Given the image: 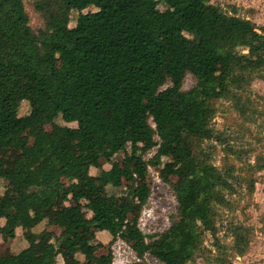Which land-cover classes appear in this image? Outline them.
<instances>
[{"label":"trees","instance_id":"1","mask_svg":"<svg viewBox=\"0 0 264 264\" xmlns=\"http://www.w3.org/2000/svg\"><path fill=\"white\" fill-rule=\"evenodd\" d=\"M77 2L33 0L43 24L34 29L26 0H0V153L20 154L12 171L0 161V182L36 217L39 209L44 212L31 229L16 233L25 221L8 218L7 191L0 194V219L11 225L9 234L0 228V237L16 244L13 253L9 247L10 264H113L120 239L138 258L148 254L162 264H191L206 234L221 253L226 249L218 238V210L229 204L235 181L254 192L264 156L239 166L243 151L228 147L221 165L214 163L212 141L223 145L213 126L216 104L236 100L245 114L251 103L247 96L243 102L245 92L257 74L264 80V28L236 7L222 19L223 9L212 0ZM73 11L79 15L71 28ZM188 75L196 84L185 91ZM23 104L29 111L21 115ZM58 119L76 124L64 131L77 139V150L70 152L44 130ZM121 153L124 158L115 161ZM101 158L115 170L109 176L97 164L92 177L93 163ZM131 161L138 165L135 172ZM150 167L165 182L170 176L184 180L170 183L177 219L154 236L139 227L150 189L124 184L126 178L146 181ZM238 171L246 173L245 181ZM93 179L99 191L87 184ZM85 187L90 195L76 197L74 207L83 216L81 228L92 234L84 239L64 230L56 236L52 212ZM248 231L238 226L233 232L240 256L248 245L242 233Z\"/></svg>","mask_w":264,"mask_h":264},{"label":"rangeland","instance_id":"2","mask_svg":"<svg viewBox=\"0 0 264 264\" xmlns=\"http://www.w3.org/2000/svg\"><path fill=\"white\" fill-rule=\"evenodd\" d=\"M101 1V0H95ZM75 5L78 4L77 0H73ZM214 5L223 9V17L225 19L232 13V8L236 7L238 14L241 17L249 18L257 24L258 27L264 28V0H212ZM160 10L169 12L164 5H161ZM26 10L30 15L31 24L34 29L42 28L43 24L33 8V0H26ZM95 11V8L91 9ZM90 11V10H89ZM79 13L73 11L71 13L70 27L76 25ZM228 47L227 49H231ZM264 75V73H262ZM260 74L255 76L254 81L251 83L247 92L244 94L243 102L247 103L245 98L251 97V103H247L244 109L245 114H241L236 108V100L223 99L217 102V114L213 120L214 129L223 137V145L216 142L212 143L217 146L214 153V163L221 165V160L228 155V147L237 150H242V157L238 165H244L247 162L255 163L258 155L264 156V80L260 78ZM196 84L195 79L188 75L185 79L183 90L188 91ZM247 96V97H246ZM29 109L27 104H23L20 114L28 113ZM70 127L74 130L76 124H67L64 120L58 119L53 126H47L44 130L48 133L56 134L63 142L65 147L70 151L77 150V139L70 133L64 131L65 128ZM131 150L130 147L128 149ZM77 152V151H76ZM156 150L150 152L145 159L154 156ZM18 152L4 151L0 153V161L3 166L12 171L19 159ZM236 158V156H232ZM124 158V154L117 155L114 160L119 161ZM166 161V159H165ZM97 164L102 169L108 172L111 176L115 167L110 165L106 159H100L93 163L91 170L92 177L98 174ZM138 165L135 161L130 162L132 172H135ZM148 178L144 182L135 180L134 178H126L124 184L127 187H134L137 184L144 183L151 191V197L144 208L139 222L141 232L147 236L159 235L166 231L177 219L178 203L175 197V191L171 186V182L176 185L183 183V178L170 176L169 182H165L159 175L155 168H149ZM240 178L246 180V173L237 172ZM255 189L250 193L247 184L235 181L234 194L228 195L229 204L226 207H221L218 210L217 227L218 238L220 245L225 246L226 250L219 253L214 247V239L211 235L206 234L205 242L197 254L195 261L191 264H264V171L258 172L254 176ZM7 182H0V194L7 191L4 199V208L8 210L9 219H15L23 223L22 228H18L16 233L23 234L34 226V220L43 216V211L38 210V216H35L34 211L28 209L24 200L13 201L10 189H8ZM93 191L98 189L94 183V179L87 183ZM69 189V184L65 185ZM100 189H98L99 191ZM110 191L111 188H109ZM118 194L121 190L116 191ZM90 193L88 189L81 188L74 191L71 196L61 202V204L52 212L54 217L51 229L56 236L61 235L64 230L75 231L79 238L87 239L92 230H84L81 228L83 216L77 208L74 207L76 197H86ZM109 211L117 214L110 204H106ZM37 214V213H36ZM8 219V220H9ZM7 218L0 219V228L5 233L9 234L11 225L6 221ZM238 226H244L250 229L248 233L242 234L247 236L248 245L245 246V254L240 256L236 253L235 246L236 238L233 236L234 229ZM14 239L8 237L6 239L0 237V264H10V245L12 253L15 249ZM16 251V250H15ZM114 260L113 264H162L154 257L145 255L139 258L131 246L123 240H118L113 246ZM219 257V258H218ZM221 257V258H220Z\"/></svg>","mask_w":264,"mask_h":264},{"label":"built area","instance_id":"3","mask_svg":"<svg viewBox=\"0 0 264 264\" xmlns=\"http://www.w3.org/2000/svg\"><path fill=\"white\" fill-rule=\"evenodd\" d=\"M138 262H140V259L138 258V260H137Z\"/></svg>","mask_w":264,"mask_h":264},{"label":"crops","instance_id":"4","mask_svg":"<svg viewBox=\"0 0 264 264\" xmlns=\"http://www.w3.org/2000/svg\"><path fill=\"white\" fill-rule=\"evenodd\" d=\"M248 20H250L249 18H247Z\"/></svg>","mask_w":264,"mask_h":264}]
</instances>
